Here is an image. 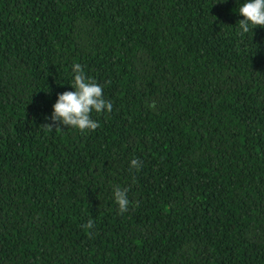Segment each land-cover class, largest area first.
<instances>
[{"label": "trees", "instance_id": "16d2710c", "mask_svg": "<svg viewBox=\"0 0 264 264\" xmlns=\"http://www.w3.org/2000/svg\"><path fill=\"white\" fill-rule=\"evenodd\" d=\"M244 2L0 0V264H264V28L239 34ZM74 63L112 111L47 131Z\"/></svg>", "mask_w": 264, "mask_h": 264}, {"label": "clouds", "instance_id": "9594fccd", "mask_svg": "<svg viewBox=\"0 0 264 264\" xmlns=\"http://www.w3.org/2000/svg\"><path fill=\"white\" fill-rule=\"evenodd\" d=\"M238 15L243 17L236 24L240 35L256 28H264V0H245L238 9ZM72 73L73 80L70 86L73 91H66L58 95L52 109L51 120L53 123L42 126L47 131L53 130V124L70 126L82 133L94 131L100 125L98 121L91 118L92 113L99 114L102 111L110 113L112 111V103L103 98V86L87 77L80 64H73ZM141 163L137 159H133L130 166L138 169ZM127 192L128 189L122 190L119 185L113 187V197L121 214L128 210ZM85 227L91 229L93 222L90 220Z\"/></svg>", "mask_w": 264, "mask_h": 264}]
</instances>
